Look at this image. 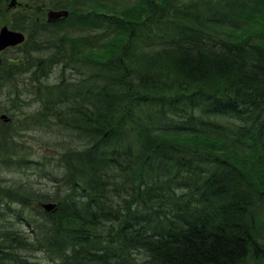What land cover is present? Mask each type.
Returning <instances> with one entry per match:
<instances>
[{"label": "trees", "instance_id": "obj_1", "mask_svg": "<svg viewBox=\"0 0 264 264\" xmlns=\"http://www.w3.org/2000/svg\"><path fill=\"white\" fill-rule=\"evenodd\" d=\"M71 5L70 29L110 34L100 51L47 23L30 40L56 82L0 66V116L35 93L66 134L45 160L0 137V171L34 177L0 179V264H264V0Z\"/></svg>", "mask_w": 264, "mask_h": 264}, {"label": "rangeland", "instance_id": "obj_2", "mask_svg": "<svg viewBox=\"0 0 264 264\" xmlns=\"http://www.w3.org/2000/svg\"><path fill=\"white\" fill-rule=\"evenodd\" d=\"M11 0H0V11L3 13V17L0 14V28L4 25H7L12 30H20L23 31L26 35V43L23 45H18L15 47L7 48L3 51V79H5L8 74H10L11 78L14 77L17 79L16 84L20 86L24 85H31L32 83H41V81L47 82L49 80L50 83L56 82L58 78H56V74L58 76L59 72L56 69L55 73L51 75V77L47 80L44 75H42V71L37 64V61L47 55V48L39 49L35 51L33 47L35 46V36L30 37L36 33H38L39 28L43 24H49V28L54 30L51 36H48L49 39L56 41V35H67L68 41L73 44V35H83L84 39L87 37L89 38V42L87 39L85 40V46L93 45L96 46L99 51L102 49V45H104L108 40L106 39L107 36L110 34H106V37L101 36L98 38H93L96 29L94 31L82 27H78L77 30L70 29L71 27L67 26L66 19H57V20H49L48 12L49 10L53 9H61L58 7L57 4L64 5L65 1L72 2V7H76V9L80 8L86 12L96 9L101 10L105 2L116 3L118 7H120L119 3L123 0H17L18 2L22 3V6L9 8L8 4ZM129 1V0H126ZM53 4H55L53 6ZM91 8V9H90ZM43 14V17H39L38 14ZM98 16V15H96ZM61 18V17H60ZM72 18V17H70ZM68 19V18H67ZM102 19L108 20L110 22V18L103 17ZM58 22L55 26L54 22ZM108 23V22H107ZM62 24L61 27H59ZM22 27V29H21ZM91 35V36H90ZM83 39V41H84ZM30 40V41H29ZM24 43V42H23ZM91 43V44H89ZM50 50H54V43L48 46ZM97 50V49H96ZM7 61V62H6ZM9 69H11L10 72ZM2 87V83H0ZM14 86V85H13ZM13 86H4L5 89H12L9 87ZM8 90V91H9ZM35 93H31L30 95L23 96L22 99H25L27 102L32 101V108L39 107V101L33 98ZM20 99L17 95L14 96V100L20 103ZM6 109L7 112L5 114H9V119L2 118L0 119V137L4 138L3 132L5 134H13L15 137H18L19 142L22 144L25 143V146L30 147L33 151L34 156L39 159H52L54 156H62V152L59 153L57 149H55L56 141L62 140L61 149H64L63 142L66 138V134L58 130L56 128V119L51 117L46 119L44 124L38 123L36 117L31 113V109H25L26 111H22V102L18 105V107L14 108L11 105H14L12 100H6ZM26 102V103H27ZM1 118V117H0ZM44 126V127H43ZM45 140H48L47 143ZM66 154V152H65ZM63 154V159H66V155ZM77 155V153H75ZM30 153V158L33 157ZM68 157V156H67ZM35 158V159H36ZM0 179H3V187L10 188L8 185L12 182V184L25 181V182H32L34 177L32 173L24 174L27 175L22 177L21 174L17 170L10 171L6 166H3V173L2 170L0 171ZM10 179V180H9ZM40 185V183H39ZM43 187V186H42ZM2 244V243H1Z\"/></svg>", "mask_w": 264, "mask_h": 264}, {"label": "water", "instance_id": "obj_3", "mask_svg": "<svg viewBox=\"0 0 264 264\" xmlns=\"http://www.w3.org/2000/svg\"><path fill=\"white\" fill-rule=\"evenodd\" d=\"M16 4H18L17 0H12L9 6L15 7ZM68 15L69 11L67 9L51 10L48 13L49 20H57L60 17H67ZM25 38L26 37L23 32L12 30L8 26L4 25L0 29V51L4 50L9 46H16L24 42ZM2 117H5V115ZM42 205L48 210L53 209V207L55 206V204L51 202L43 203Z\"/></svg>", "mask_w": 264, "mask_h": 264}, {"label": "flooded vegetation", "instance_id": "obj_4", "mask_svg": "<svg viewBox=\"0 0 264 264\" xmlns=\"http://www.w3.org/2000/svg\"><path fill=\"white\" fill-rule=\"evenodd\" d=\"M3 54V51H0V62L3 61V56H1Z\"/></svg>", "mask_w": 264, "mask_h": 264}]
</instances>
